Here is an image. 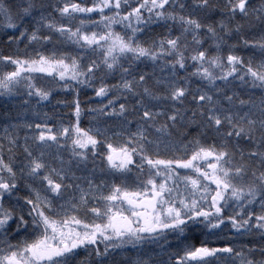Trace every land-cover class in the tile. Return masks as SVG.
<instances>
[{"label":"snow or ice","instance_id":"1","mask_svg":"<svg viewBox=\"0 0 264 264\" xmlns=\"http://www.w3.org/2000/svg\"><path fill=\"white\" fill-rule=\"evenodd\" d=\"M0 264H264V0H0Z\"/></svg>","mask_w":264,"mask_h":264},{"label":"trees","instance_id":"2","mask_svg":"<svg viewBox=\"0 0 264 264\" xmlns=\"http://www.w3.org/2000/svg\"><path fill=\"white\" fill-rule=\"evenodd\" d=\"M89 95H91V93H89ZM82 99H85V97H82ZM60 111L64 112V113H67V109H60ZM83 127H87L88 126V122H87V119L84 120L83 124H82Z\"/></svg>","mask_w":264,"mask_h":264}]
</instances>
